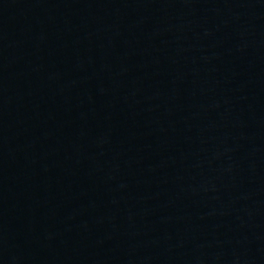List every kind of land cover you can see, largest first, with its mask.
<instances>
[{"label":"water","instance_id":"obj_1","mask_svg":"<svg viewBox=\"0 0 264 264\" xmlns=\"http://www.w3.org/2000/svg\"><path fill=\"white\" fill-rule=\"evenodd\" d=\"M0 264H264V0H0Z\"/></svg>","mask_w":264,"mask_h":264}]
</instances>
